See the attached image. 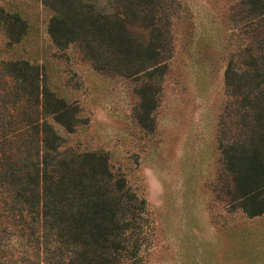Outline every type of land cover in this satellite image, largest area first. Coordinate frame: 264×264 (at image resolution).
Instances as JSON below:
<instances>
[{"label":"trees","instance_id":"trees-1","mask_svg":"<svg viewBox=\"0 0 264 264\" xmlns=\"http://www.w3.org/2000/svg\"><path fill=\"white\" fill-rule=\"evenodd\" d=\"M166 1L115 0L110 12L93 0L43 3L59 49L77 43L96 69L120 72L134 60L162 67L176 10ZM235 16L247 20V42L225 72L220 181L231 206L255 217L264 213V0H242ZM0 26L14 43L26 33L1 6ZM82 120L79 107L49 89L41 66L0 60V264H137L146 201L106 153L66 146L54 124L72 133Z\"/></svg>","mask_w":264,"mask_h":264},{"label":"rangeland","instance_id":"rangeland-1","mask_svg":"<svg viewBox=\"0 0 264 264\" xmlns=\"http://www.w3.org/2000/svg\"><path fill=\"white\" fill-rule=\"evenodd\" d=\"M93 1L109 12L115 7V0ZM174 1L160 68L134 60L105 72L83 46L59 49L49 33L53 11L43 0H0L26 25L16 43L0 26V60L41 66L49 89L80 109L83 122L74 132L54 124L66 146L106 153L146 201L147 226L134 262L264 264V213L250 217L234 209L220 181L219 123L230 101L225 72L247 42V20L235 16L242 0ZM147 32L139 31L145 39Z\"/></svg>","mask_w":264,"mask_h":264}]
</instances>
